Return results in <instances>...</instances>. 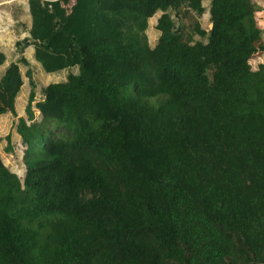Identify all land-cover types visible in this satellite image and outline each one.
Listing matches in <instances>:
<instances>
[{"label":"trees","instance_id":"16d2710c","mask_svg":"<svg viewBox=\"0 0 264 264\" xmlns=\"http://www.w3.org/2000/svg\"><path fill=\"white\" fill-rule=\"evenodd\" d=\"M203 1L28 0L34 60L77 72L31 91L23 178L0 156V264H264L258 5L210 0L208 31L177 28Z\"/></svg>","mask_w":264,"mask_h":264},{"label":"rangeland","instance_id":"374dc122","mask_svg":"<svg viewBox=\"0 0 264 264\" xmlns=\"http://www.w3.org/2000/svg\"><path fill=\"white\" fill-rule=\"evenodd\" d=\"M66 7L70 6L74 0H68ZM258 5V10L255 13L257 26L262 33L264 41V0H253ZM28 0H0V79L3 75L9 77L12 70H17L19 74V89L15 98V112L13 116L7 105V97L10 92V87L0 85V156L3 163L16 173L21 179L25 173V167L22 160L24 154V146L21 143L20 136L16 133L15 125L19 117L27 118L25 107L27 105L31 91L35 92V101L40 100L42 96V89L52 82L64 81L68 74L76 73L77 68L72 67L57 71L54 73H45L40 68L39 64L33 57V43L34 40L29 34L30 15L28 12ZM205 12L202 15H197L194 11H187L185 8L182 12H177L175 8L169 11L171 17L177 28L185 26L191 29L197 22L201 28L208 31L211 27L208 9L210 0L202 2ZM161 15L158 12L148 20V27L146 29V36L149 45L153 47L159 37L160 32L156 29L157 19ZM199 40V37H195ZM205 42V39H203ZM256 51L250 58V65L256 69L258 64L264 61V50L258 46ZM21 58H25L28 65L22 63ZM27 70L31 71V79L26 75ZM34 115L37 120H40L39 111L33 107ZM52 127V123L49 125ZM63 128L54 127L53 131L58 133ZM10 135V142L13 148L12 152L5 151L6 135Z\"/></svg>","mask_w":264,"mask_h":264}]
</instances>
